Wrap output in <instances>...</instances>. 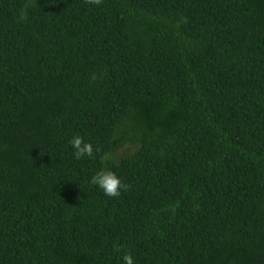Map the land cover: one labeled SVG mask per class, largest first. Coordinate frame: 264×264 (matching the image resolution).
Returning a JSON list of instances; mask_svg holds the SVG:
<instances>
[{"label":"trees","instance_id":"16d2710c","mask_svg":"<svg viewBox=\"0 0 264 264\" xmlns=\"http://www.w3.org/2000/svg\"><path fill=\"white\" fill-rule=\"evenodd\" d=\"M129 253L264 264V0H0V264Z\"/></svg>","mask_w":264,"mask_h":264},{"label":"clouds","instance_id":"9594fccd","mask_svg":"<svg viewBox=\"0 0 264 264\" xmlns=\"http://www.w3.org/2000/svg\"><path fill=\"white\" fill-rule=\"evenodd\" d=\"M68 143L74 149V156L76 159L93 156V145L86 142L83 137L75 135ZM104 159H108L107 155H105ZM90 183L109 197L119 196L121 190L125 188L121 179L113 171L106 168H101L96 171L94 175H92ZM122 261L123 264H135V260L131 253L123 255Z\"/></svg>","mask_w":264,"mask_h":264}]
</instances>
